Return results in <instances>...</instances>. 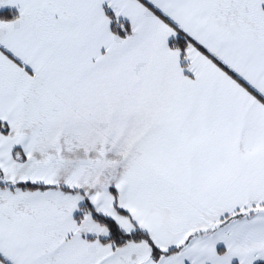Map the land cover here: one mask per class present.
I'll use <instances>...</instances> for the list:
<instances>
[{"label": "snow or ice", "instance_id": "snow-or-ice-1", "mask_svg": "<svg viewBox=\"0 0 264 264\" xmlns=\"http://www.w3.org/2000/svg\"><path fill=\"white\" fill-rule=\"evenodd\" d=\"M0 264H264V0H0Z\"/></svg>", "mask_w": 264, "mask_h": 264}]
</instances>
